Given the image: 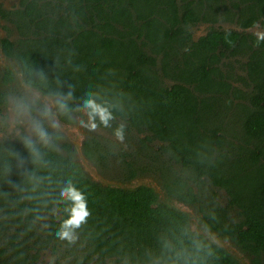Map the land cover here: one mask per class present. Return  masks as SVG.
Masks as SVG:
<instances>
[{
    "label": "trees",
    "instance_id": "obj_1",
    "mask_svg": "<svg viewBox=\"0 0 264 264\" xmlns=\"http://www.w3.org/2000/svg\"><path fill=\"white\" fill-rule=\"evenodd\" d=\"M21 6L4 15L19 39L4 40L2 48L17 60L25 84L65 98L69 112L58 110L63 122L74 123L92 99L113 116L110 127L97 120L99 127L145 135L146 148L161 143L182 174L164 182L167 192L200 206L206 229L232 239L252 264H264V41L245 33L264 32V0H23ZM225 18L243 31L211 28L194 40L195 26ZM239 56L247 57L248 92L222 71ZM4 78L14 75L7 70ZM51 134L54 147L38 145L36 159L22 139L0 141V264H38L46 252L55 264H240L194 232L188 213L159 202L152 188L93 181L72 145ZM113 149L90 137L83 153L100 168ZM124 166L136 174L133 162ZM69 180L91 212L74 243L57 236L69 205L56 201ZM207 183L225 191V208L215 193L204 199L194 190ZM229 209L237 221L229 222Z\"/></svg>",
    "mask_w": 264,
    "mask_h": 264
},
{
    "label": "rangeland",
    "instance_id": "obj_2",
    "mask_svg": "<svg viewBox=\"0 0 264 264\" xmlns=\"http://www.w3.org/2000/svg\"><path fill=\"white\" fill-rule=\"evenodd\" d=\"M211 28L234 30L239 32L243 31L235 23L227 21L226 18L223 20L219 19L216 24L200 23L195 26L192 30L194 40L196 41L199 38L205 36ZM4 32L12 39L19 37L17 29L11 24L5 25ZM256 32H263V30L260 27H254L245 31V33L253 35H255ZM246 61V56H239L231 59L229 58L225 61L227 68L226 66L222 68L223 72L229 74L231 78L229 82L233 85V87L237 88L241 92H248L250 89L245 68ZM17 67V76L14 77L13 85L7 84L8 82L4 78L6 72L3 74V70L0 69V93L6 95V99L9 100V105L4 108L5 110L2 109L0 111V141L5 139L19 141L24 136L31 134L27 124L16 125L13 127L7 119L10 115L9 108L13 101L24 98L29 103H32L31 115L37 119H40V112L43 110L45 98L47 97L48 99H54L49 96H43L39 93V101L33 103L34 96L33 94L29 93L32 91L27 89L28 87H26L27 85L23 80L19 65H17ZM34 92L35 91H33V93ZM52 110L56 114V119L60 124L58 133L62 136V140L59 142V144L62 145L63 143L68 142L72 145L74 151L73 157L75 161H77L82 166L85 173L93 181L101 183L102 185L113 186L126 190H134L142 186L152 188L157 193L159 202L166 203L171 206H175V203H178L181 206L180 209L189 212L190 227L194 232L201 234L207 240L225 248L230 252V254L238 259L240 264H252L251 255L244 252L232 239L222 237L216 232L205 228L202 222V214L199 209L200 206L198 207L184 204L174 196L168 194L164 187V182L166 180L172 181L176 176L181 174V172L179 166L174 163L168 155L162 154L160 152V148L162 146L161 143L157 141L148 143V148H146L140 141V138L144 139L145 135H140L136 131L127 133L124 136V139L120 140L115 134L99 126L94 131L84 128L80 123L81 120H87V117L84 114L82 116L75 117V122L73 124H68L60 120L59 111L57 108L53 107ZM233 114L231 113L229 115L231 121H235L233 120ZM45 127L48 128L50 134L57 132L56 130L49 127L47 121H45ZM235 129L238 130V128ZM90 137H96L101 142L108 143L114 148L112 150V155L108 156L107 160L104 161V166L97 168L92 162H89L91 163L93 170L89 167L83 166L82 159L79 154V148L82 147L83 152L84 143ZM32 138L35 139V137ZM73 139L75 140V143L72 142ZM73 145H75V148ZM59 149L63 152L61 146ZM123 150L124 153H128L129 155L126 156V159L120 155ZM125 160L128 162H133L136 170V174L133 177H130L129 173L125 170ZM98 177H101V179ZM194 190L197 193H200L204 199L211 197L212 194L215 193L218 197L221 207L225 208L227 205V195L225 191H220L209 183L201 188L194 186ZM237 220V213L229 209V222ZM38 264H55V257L52 253L46 252L42 254Z\"/></svg>",
    "mask_w": 264,
    "mask_h": 264
},
{
    "label": "clouds",
    "instance_id": "obj_3",
    "mask_svg": "<svg viewBox=\"0 0 264 264\" xmlns=\"http://www.w3.org/2000/svg\"><path fill=\"white\" fill-rule=\"evenodd\" d=\"M255 35L257 36V44L264 41V32H256ZM26 87L31 91L30 86ZM33 96V103L39 101L40 94L38 92H34ZM68 98H71V93L68 94ZM53 107L57 108L62 114H67L69 112L66 99L60 96L54 99L45 98L43 110L40 112V119L31 115L32 103H29L24 98L16 99L10 105V115L7 119L13 127L27 124L31 134L24 136L22 141L34 159L40 158L41 156L38 145H42L45 148L54 147V137L49 133L48 128L45 127V121H47L49 127L56 130L57 133L59 132L60 124L56 119V114L52 110ZM79 110L83 111L84 115L87 117L86 121H80L84 128L94 131L98 127L97 120L105 127H110V121L113 119L111 112L107 108L96 103L95 100H86L83 104V108ZM115 135L120 140L124 139L123 126L116 130ZM32 137H35V139ZM55 138L58 139L59 136L57 135ZM60 198L61 199L56 201V203H67L69 207L64 209L65 212L68 213V217L63 220L60 230L57 232V236L61 240L74 243L78 238L77 230L87 223L91 215L87 196L69 180L66 186L61 189Z\"/></svg>",
    "mask_w": 264,
    "mask_h": 264
},
{
    "label": "flooded vegetation",
    "instance_id": "obj_4",
    "mask_svg": "<svg viewBox=\"0 0 264 264\" xmlns=\"http://www.w3.org/2000/svg\"><path fill=\"white\" fill-rule=\"evenodd\" d=\"M22 2H23V0H0V69H2L3 70V74L7 71V70H10L11 71V73L14 75V77L15 76H17V72H16V70L18 69V67H17V65H18V62H17V60H15V59H13V58H10V57H7L5 54H4V51H3V48H2V42L4 41V40H6V39H9L10 41H12V42H16L18 39H19V37L18 38H14V39H12L11 37H8V35H6L5 34V32H4V27H5V25H7V24H11L12 26H14V24H12L7 18H5L4 17V15H10V17H11V13L12 12H16L17 10H19V9H21L22 8V6H21V4H22ZM1 71V70H0ZM2 74V75H3ZM14 81V80H13ZM13 81H11V82H8L7 84L8 85H13L14 84V82ZM28 86V85H27ZM28 89V88H27ZM25 90V89H24ZM31 91L32 92H29L30 94H33V91H35V92H38V93H40V94H42L40 91H38V90H36V89H34V88H31ZM43 95V94H42ZM43 96H46V95H43ZM7 105H9V100L8 99H6V101L5 102H2L1 104H0V111L2 110V109H4ZM5 110V109H4ZM66 123V122H65ZM68 124H70V123H68ZM73 124V123H72ZM6 140V139H5ZM72 140V139H71ZM1 141H3V140H1ZM75 140L73 139V143H75L74 142ZM72 143V144H73ZM74 146V148H75V145H73ZM82 159V164H83V166H85V167H89L90 169H92L93 170V168H92V165H91V163H88L87 164V162H85L84 160H83V158H81ZM88 160V159H87ZM88 162H89V160H88ZM91 165V166H90ZM99 179H101V177H98ZM106 186V185H105ZM169 194V193H168ZM170 195V194H169ZM171 206V205H170ZM173 206V205H172ZM176 206V207H175ZM175 206H173V207H175V208H177L178 210H181V211H183V212H186V213H188L189 214V212H187V211H184L183 209H180L181 208V206L178 204V203H175Z\"/></svg>",
    "mask_w": 264,
    "mask_h": 264
},
{
    "label": "water",
    "instance_id": "obj_5",
    "mask_svg": "<svg viewBox=\"0 0 264 264\" xmlns=\"http://www.w3.org/2000/svg\"><path fill=\"white\" fill-rule=\"evenodd\" d=\"M79 154H80V157L83 158V160L85 162H87V164L89 163L87 158L84 156L83 152H82V147L79 148Z\"/></svg>",
    "mask_w": 264,
    "mask_h": 264
}]
</instances>
